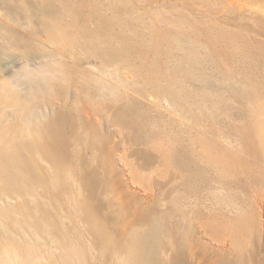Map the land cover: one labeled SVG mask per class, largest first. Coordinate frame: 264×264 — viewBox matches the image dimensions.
Instances as JSON below:
<instances>
[{"label": "bare ground", "instance_id": "bare-ground-1", "mask_svg": "<svg viewBox=\"0 0 264 264\" xmlns=\"http://www.w3.org/2000/svg\"><path fill=\"white\" fill-rule=\"evenodd\" d=\"M81 1L36 0L33 4L14 0L10 6L7 4L8 16L16 18L18 13H22L24 24L21 26L37 27L32 29L44 36V43L39 48L28 46L33 50V58H36L33 60L38 65L36 71L29 73L39 77L40 82H37L41 84L36 86V83L26 96L15 97V89L10 82L0 83V264H180L179 254L170 261L166 260L167 252L175 250L176 242L183 243V235L174 233L175 227H169L160 216L143 217L142 227L133 230L123 243L118 244L106 235L105 222L97 219L96 209L89 202L96 192L97 180L94 175L83 173L81 164L84 161L78 149L80 143L87 140L92 152L90 157L97 159L101 142L96 134H84L82 137L85 138H81L70 129V121L67 122L66 117L59 113L53 118L47 117L43 105L53 107L57 101L64 105L67 99L76 100L80 96L79 91L88 98L89 94L97 97L105 92L115 98H124L120 90L130 91L143 99L153 95L158 100L152 105L162 108L160 103L165 100L167 111L173 115H187L191 108H207L210 126L203 130L214 140L235 151L245 152L247 147L237 128L240 111L235 106L237 99L242 98L241 87H244L239 78L241 68L237 64L241 55V38L237 32L225 29L212 12L201 14L199 19L183 15L164 19L163 14H159V26H152L144 22L143 17L129 15L130 11L123 6L126 2L120 0L115 4L110 0V18L103 16L96 2L91 3L87 13L94 26L91 30L78 21ZM212 1L220 6L230 3V0ZM246 3L253 4L250 7L254 8L258 1L246 0L239 4L245 6ZM134 7L130 8L133 12ZM253 10L264 11L263 8ZM126 16H131L128 18L131 21ZM14 19L11 20L15 22ZM3 33L0 32V50L19 52L24 42ZM75 54L80 55L82 61L96 64L98 75L88 74L75 64L80 60ZM28 58L21 52V60L27 61ZM124 71L132 78L123 77ZM206 71L211 73L206 74ZM59 75L60 81L65 83L64 89L56 83ZM176 76L182 78V83L174 80ZM187 79H194V83L198 81L203 86L190 88ZM109 80L115 84H109ZM252 81L257 86L250 90L264 95V76ZM90 82L97 83L95 90L90 89ZM141 108L137 101L132 100L117 112L115 109L114 113L110 111L111 120L123 128H134L137 136L131 135V140L137 145L155 146L158 152L168 147L165 152L169 150L172 154L165 158V172L170 168L177 172L184 182V191L189 186L186 182L192 183L195 190L203 189V185L210 181L218 185L214 195L217 204L229 209L233 216L224 214L223 221H232L227 231L235 236L244 218L236 195L229 196L227 192L229 184L221 183L219 179L227 176L229 169L227 164L224 166V155L219 153L221 147L210 152V142L200 139L201 136L184 140L169 136L170 133L166 141L169 143L164 146L166 130L161 132L160 128L148 126ZM263 112L264 99L257 103L256 108H250L248 115L254 118ZM217 113L230 119L232 126L220 128L221 124H214ZM190 119L198 122L194 117ZM8 121L15 122V128H11ZM67 129L73 143L67 136ZM253 130V137L263 142L260 153L264 158V137L261 136L264 135V123L255 124ZM227 140H232V143ZM175 142L179 144L172 151L169 145ZM214 144L218 146L217 142ZM145 156L149 161L150 156ZM208 163L213 166L212 170ZM209 172H213L215 178ZM232 184L238 185L239 180L233 179Z\"/></svg>", "mask_w": 264, "mask_h": 264}, {"label": "rangeland", "instance_id": "rangeland-1", "mask_svg": "<svg viewBox=\"0 0 264 264\" xmlns=\"http://www.w3.org/2000/svg\"><path fill=\"white\" fill-rule=\"evenodd\" d=\"M11 1L14 0H0V32L3 33V29L8 36H12L11 38L16 37L21 40V43H24L20 45L19 52L16 50L12 52L7 49L0 50V83L10 82L15 89V97H23L30 92L36 83V86L41 84L38 83L40 82L39 77L29 73L34 70L36 71L38 65H36L37 61L33 60L36 59L33 58L35 57L33 50L31 49V51L28 48H39V45L44 43V36L34 32L38 28L33 25L22 27L24 24L22 13H18L17 15L15 12L12 13L17 16L16 18L14 16L16 20L12 16L11 18L8 16L9 14L7 11H9V7H7V4L10 6ZM26 1L34 4L36 0ZM121 1L126 2H124L125 5L123 6L126 11H130L129 15L137 18L143 17L142 19L144 22L152 26L154 24L159 26V14H163L162 16H164V19H175L179 18L180 15L199 19L201 18V14H210L209 12H212L217 15L225 29L233 30L239 34L241 38V55L237 64L241 68L239 78L244 82V87H241L243 89L242 98L240 97L239 100L237 99L236 105H234L240 111L239 116L241 118L238 117L237 128L240 129L239 132L242 134L241 138L247 149L245 152L242 151V153L235 151L234 148H230L223 142L214 140L212 136L210 137V135L203 130V128H209L210 126L207 108L203 109L202 107L199 108V110L191 108L189 110L190 113L187 115L179 113L173 115L170 111H167L168 107L165 100L160 103L162 108L160 106H155L154 103L152 105L153 101L157 103L158 100L153 95L143 99L132 94L130 91L120 90V92L122 91L121 93L124 94V98H115L114 96H110L108 92L97 97L93 94H89L88 98L83 96L84 94L79 91L80 96L76 98V100L78 99L77 101L72 98L67 99V103L64 105L57 100L53 107H50L48 104L43 105L44 110H46L48 114L47 117L53 118L59 113L66 117L67 122L70 121V127L72 126L70 129H72L74 133L79 134L81 138H85L82 137L84 134L85 136H88V134L89 136L96 134L99 143L101 142L97 159L90 157L92 152L88 147L87 140L83 141V144L80 143L81 146L79 145L78 148L80 149L84 161L81 164L83 173L88 176L94 175L97 180L96 192L89 199V202L93 205L94 209H96L97 219L101 220V222H105L106 235L120 244L129 238L133 230L142 227L143 217L147 215L160 216L169 227H175V229H173L175 230L174 233H178L181 237L183 235V243L176 242V246L174 247L175 250H169V252H167L168 256L166 261L172 260L176 254H179L180 264H264V158H262L260 153V145L262 146L263 142L260 143L258 139L253 137V128L255 124L261 125L264 123V112L254 118L248 115L249 109L256 108L257 103L264 99L262 93L250 90L252 86H257L254 85L255 82H253L252 79L254 80L256 77L264 76V59H262L261 56V53L264 51V11L262 10V8L264 9V0H257L258 3L255 5L259 7L254 5V8H252L253 4L250 5L246 3L245 6L240 5L244 4L246 0H230V5L226 4V6L217 5V3H213L212 0H157L156 2L153 0H120V2ZM92 2H96L95 5L98 6L103 16L110 18V0H92L91 2L83 0L82 6L78 12V21L81 25L85 23L91 30L94 29V26L92 22L89 21L87 13L92 7ZM115 2L116 0H114V4ZM132 2L135 7L131 4ZM247 4L248 7H246ZM132 6L136 8L134 12L130 10V8H133ZM255 8L262 11L253 10ZM122 15L123 14H121V16ZM131 16H126V19L132 18ZM11 19H14L15 22ZM132 22L133 24L136 23V21ZM143 33L146 34L147 31L143 30ZM1 38L2 37H0V41H2ZM24 47L27 48L24 49ZM21 52L24 53L26 58L29 57L27 61L21 60ZM75 56L80 59L79 63L75 61V64L82 68L84 72H89L88 74L95 76L98 75L96 72L97 69L95 68L96 64L82 61L80 55L75 54ZM202 67L204 69L205 66ZM251 69L254 70V72ZM205 70H207V66ZM210 73L209 71L206 74ZM254 74L256 77H254ZM121 75L129 79L132 78L126 71ZM250 76L252 78H250ZM176 77L177 79L174 78V80L177 83H182V78H179V76ZM187 80L190 81V83L187 81L190 88H199L203 86L200 82L198 83V81L194 83V79ZM56 83L58 86H61L62 89L66 88L65 83L60 81V75ZM108 83L111 85L115 84L113 80H109ZM89 86L90 89L95 90L98 85L95 82H90ZM132 100L137 101L139 106L142 107L141 109L143 113L145 112L144 117L148 126L160 128L161 132L166 130L164 134L166 135L164 136L165 142L168 140L169 137L167 136L170 133L169 136L183 138L184 140H192L193 138H199V136H201L200 139L210 142L208 143L211 146L210 152L221 147L219 153L224 155V166L227 164L229 169L228 175L222 176L219 179L221 183L229 184L227 192L229 196L233 194L236 195L237 203L242 206V218H244L242 227H240L238 232H235V236L227 231V229L231 227L230 224L232 221H223V219H225L224 214L225 216L227 214L228 217L232 216L228 212L229 209L227 210L226 207H221L217 204L215 189L218 185L210 181L208 184L203 185L204 188H201L202 190H195L194 187L191 186L192 183L186 182L190 188L186 186V190L184 191V182L181 176L172 168H168L169 170L165 172V158H167L166 156L170 157L172 154L169 150L165 152L168 147H164L165 150L160 149L161 151L163 150L161 153L159 149V152L155 149V146L146 147L144 145H137L131 140V135L137 136L134 128H123L121 125H115L111 120L110 111L114 113L115 109V112H117ZM94 103H96V105ZM98 105L100 108H98ZM203 113L206 114L203 115ZM191 117H194L198 122L192 121L190 119ZM221 117L222 116H219L217 113L215 118L218 123L216 122L214 124H221L219 125L220 128L229 125L230 128V126H232L230 124L231 120H228L227 117ZM225 119L227 120L226 123H224ZM254 119H256V121H254ZM221 121L222 123H220ZM7 124H10L11 128H15V122L8 121ZM217 125H215V127ZM161 128L163 130H161ZM67 136L73 143V137L68 129ZM73 136H75V134ZM261 136L264 137V135ZM165 142L164 146H167L169 142ZM215 142H217L218 146L214 144ZM227 142L232 143V140H227ZM195 143L197 144L196 140ZM177 144H179V142H175L172 146L170 144V149L174 151L176 148L175 146H178ZM194 148L199 150L197 145H194ZM221 150L223 152H221ZM167 153L170 154L168 155ZM145 154L150 156L149 161L146 160ZM92 161L93 163H91ZM208 165L210 170H212L211 168L213 166L209 163ZM249 171H251V174ZM209 174L214 177L213 172H209ZM235 178L239 180L238 185L232 184ZM222 193L224 192L222 191ZM224 224L228 226H223ZM221 225L223 227H221ZM238 226H240L239 222ZM143 229L145 230V228Z\"/></svg>", "mask_w": 264, "mask_h": 264}]
</instances>
